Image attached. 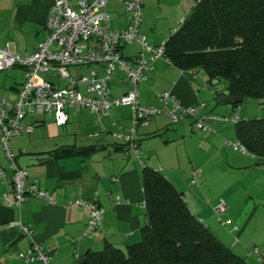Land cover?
I'll return each instance as SVG.
<instances>
[{
  "label": "crops",
  "instance_id": "0c3cea01",
  "mask_svg": "<svg viewBox=\"0 0 264 264\" xmlns=\"http://www.w3.org/2000/svg\"><path fill=\"white\" fill-rule=\"evenodd\" d=\"M155 1L142 0V6H145L142 9V19L146 30L142 31L139 26V31L149 43H156L166 37L169 32L165 33L162 27L165 20H178L185 16L195 0H161L164 5H158V10L153 11ZM51 2L52 0H0V13L10 21L12 29L19 30L24 22L28 28L35 29V43L31 46L33 50L41 39L36 42L38 30H41L42 37L45 34L44 20ZM110 2L106 9L110 13L111 26L124 27L127 15L122 1ZM151 12L158 17L150 18ZM147 30L150 31L148 35ZM3 45L22 56L15 48L10 47L8 40ZM137 50L138 45L134 42L121 44L119 48L121 55L127 58L134 56ZM27 52L25 49L24 54ZM43 74L55 79L50 73ZM144 75V79L138 83V99L143 104L160 106L154 92L167 90L184 103L195 104L203 100V111L223 114L231 112L235 107L231 103L222 102L218 105L220 111H215L208 99L212 96L216 100V91L206 81L205 75L202 73L198 76L195 73L192 76L186 69H180L162 57L151 60ZM16 84L14 81L8 84L9 90L7 94H3L10 100L15 98ZM127 88L128 82L124 74L115 66L109 78L110 94L119 95ZM67 115V121L60 125L43 114L27 117L26 121L36 120L34 128L25 134L28 136L25 140L19 144L13 143V148L19 146L17 151L10 148L18 155L49 154L62 146L71 148L69 154L24 166L36 184L52 194L54 202L48 203L39 197L27 196L19 206L8 205L1 194L11 192V175L7 159L5 158L6 167L0 162L5 169V175L0 177V264H41L38 260L18 256V250L29 245L31 238L21 232L17 221L23 223L30 230L32 238L42 244L48 255L47 264H76L87 250L98 249L104 242L123 247L138 240L139 224L143 219L139 179L143 164L158 168L182 192L190 211L222 243L244 257L249 264H264V166L261 165V158L223 142V138H229L228 125L231 122L211 120L212 131L202 133V138L194 135L198 139L199 156H192L188 164L179 165L180 158L176 148L182 144L186 152L187 146L185 141L175 143V150L172 152L169 137H181L188 132L199 131L186 117L171 123L162 112L152 114L145 126L136 127L137 156L134 155L133 159L122 153L123 149L113 148L124 142L111 135V131L124 132L130 127L128 105L110 106L108 114L101 118V124L84 107H73L70 112L67 111ZM71 115L75 120L70 124L68 122ZM231 128L234 136L233 124ZM71 130L76 133L68 135L72 133ZM77 134L90 135L88 137L94 140L82 141V136L78 139ZM161 135H165L164 139ZM83 144H93L94 149L85 155L72 151L73 146ZM138 146L152 148L154 154L151 155L152 151L139 154ZM218 155L220 157L217 158ZM195 166L199 168V174L195 176V182L190 183L191 168ZM245 169H250L249 174H242ZM250 175L253 182L248 179ZM77 196L94 199L102 207L99 229L84 233L87 212L70 201ZM219 199L226 203L221 214V218H228V222L224 224L216 218L213 210Z\"/></svg>",
  "mask_w": 264,
  "mask_h": 264
},
{
  "label": "built area",
  "instance_id": "2783aa9c",
  "mask_svg": "<svg viewBox=\"0 0 264 264\" xmlns=\"http://www.w3.org/2000/svg\"><path fill=\"white\" fill-rule=\"evenodd\" d=\"M107 1L52 0L44 20V37L33 50L20 56L7 45L0 46V70L13 66L22 69V80L16 84L15 98L10 100L0 95V147L7 159L12 186L11 192H3L1 198L8 205L19 206L27 196H36L48 203L55 201L52 194L39 187L26 168L17 163L10 149L9 140L13 135L31 132L34 128L36 120L26 121L27 117L43 114L60 125L67 121L68 107H84L101 124L100 120L108 114L110 106L128 105L130 127L124 132L111 131V135L121 138L135 156L136 127L145 126L152 114L162 112L171 123L186 117L203 134L213 130L211 120L234 123L240 118L238 106L229 115L203 111V100L195 104L184 103L167 90L154 92L160 106L141 103L138 83L144 79V71L150 67V61L162 57L170 63L164 54L166 37L149 43L139 31L142 0H121L127 23L124 27L113 28L106 9ZM183 19L184 16L177 20L178 25ZM131 42L138 45L137 52L132 57H123L119 51L121 44ZM69 66H72L71 71ZM115 66L128 82V88L119 95L109 92V78ZM186 70L195 75L194 69ZM42 73H50L55 79ZM223 142L240 151L246 150L237 139L223 138ZM198 174V167L191 168L189 182L194 183ZM4 175L5 169L0 165V177ZM70 201L87 212L84 233L100 228L102 207L94 199L77 196ZM225 207L222 199L213 207L216 218L222 224L228 222V218H221ZM16 223L21 232L31 238L29 245L18 250V256L47 264L48 255L42 244L32 238L30 230L23 223Z\"/></svg>",
  "mask_w": 264,
  "mask_h": 264
},
{
  "label": "trees",
  "instance_id": "16d2710c",
  "mask_svg": "<svg viewBox=\"0 0 264 264\" xmlns=\"http://www.w3.org/2000/svg\"><path fill=\"white\" fill-rule=\"evenodd\" d=\"M164 54L180 69L201 68L210 85L217 78L228 94L241 97L239 102L258 99L260 115L232 124L234 138L263 160L264 0H195L182 23L166 36ZM93 149V144L72 147L81 155ZM139 179V239L123 247L104 242L76 264H249L190 211L182 192L158 168L143 164Z\"/></svg>",
  "mask_w": 264,
  "mask_h": 264
},
{
  "label": "rangeland",
  "instance_id": "374dc122",
  "mask_svg": "<svg viewBox=\"0 0 264 264\" xmlns=\"http://www.w3.org/2000/svg\"><path fill=\"white\" fill-rule=\"evenodd\" d=\"M150 1H153V0H150ZM110 0L107 1V4H106V7H109L110 6ZM159 3V4H158ZM160 6L162 7L164 4L162 3L161 0H159L157 2V0L154 2V10H156L157 6ZM144 5L142 6V9H144ZM149 9L151 10V8L149 7ZM158 10V9H157ZM153 13L151 12L150 13V18L153 19V17H158L157 14H155L154 16L152 15ZM160 14V13H158ZM142 17H143V14H142ZM141 25H140V29L142 31H145L146 30V26H145V21L144 19L141 20ZM159 21H163L162 19H159ZM11 23L8 19L4 18L3 17V14L0 13V46L4 44L5 41L8 40V42L10 43V47H13L15 48L16 51H18L21 55L24 54V51L25 49L30 52L32 50L31 46H32V43H35V40H34V37H35V29L33 30V28H28L27 27V23H23L21 26H20V29L17 30V28L15 29H12L11 27ZM178 26V22H177V19H166L164 24H163V28H164V31H166L165 33H168V32H171V30L174 28H176ZM150 33V31L147 30V35ZM38 37L35 38L36 39V42L42 37V33H41V30L39 29L38 32ZM44 34V33H43ZM149 38V37H148ZM97 66V65H96ZM69 70L71 71L72 69V66H69L68 67ZM196 74H198V76H200V74L203 73V70L201 68H196L195 70ZM43 74V73H42ZM45 75V74H43ZM46 76V75H45ZM22 79V71L20 69V67L18 66H13V67H10V68H7V69H4V70H0V95H3V94H7V86L8 84H11L14 83L16 84L18 81H20ZM82 85V84H81ZM80 85V86H81ZM209 97V96H208ZM208 102H209V105L212 106V108L216 111H220L219 108H218V105H220L221 103L217 102L215 100V98H213L212 96L209 97L208 99ZM229 104V103H228ZM73 107H68L67 108V111H71ZM237 111H238V114L240 117H246V118H251V117H255V116H258L262 113V109L258 103V99L257 98H254V97H245L241 102H239L238 104V107H237ZM232 112V111H231ZM231 112L227 113V112H223V114H230ZM74 117L73 115L70 116V120L68 123H73L74 122ZM69 125V124H68ZM228 128L229 129V132H228V136L229 138L231 139H235L234 136H233V133L231 132L232 131V124L228 125ZM67 131H70L69 129ZM71 134H68V135H73L74 132L73 130H71ZM26 133H20L18 135H15L13 136L10 141H9V144H10V148L17 151L18 148H13V143H17L19 144L22 140H25L28 136L25 135ZM187 135H190L189 137H187ZM194 135L198 136L199 138H202L203 137V134L202 132L200 131H191V132H188L185 134V136H181V137H169V140L168 142L170 143L171 142V147L170 150H172V152H174V144L175 143H179L181 144L182 142H184V144L187 146L186 148V152L183 148V145H179V147L176 148V151H178L179 153V165H183V164H188L189 160L192 159L191 157L194 156V157H198L199 156V152H198V149H197V143H198V139L196 137H194ZM80 136H82V141H85V140H94L93 138H89L88 136L90 135H80V134H77V138L78 139H81ZM227 137V136H226ZM179 140V141H178ZM178 141V142H177ZM229 146V145H228ZM231 146V145H230ZM101 151V150H99ZM138 151H139V154H145V153H149L152 151V154H154L153 152V149L152 148H144L142 146H138ZM125 153V154H128L131 158H135L134 157V154L129 151V150H126V151H122V153ZM207 154V152H205ZM220 157V155L217 156V158ZM148 161H151V160H148ZM0 162L2 164H4L3 166L6 167V159L3 155V151L0 147ZM262 166H264V160H262ZM234 172V171H232ZM250 172V169H245L242 174H249ZM250 178V181L253 182V179L250 175V177H248V179Z\"/></svg>",
  "mask_w": 264,
  "mask_h": 264
},
{
  "label": "water",
  "instance_id": "95a60500",
  "mask_svg": "<svg viewBox=\"0 0 264 264\" xmlns=\"http://www.w3.org/2000/svg\"><path fill=\"white\" fill-rule=\"evenodd\" d=\"M210 83L213 85L214 90L219 92V95L216 97L217 102H228V103H236L241 100L240 96H232L228 94V90L224 87V84L219 81L217 78H212ZM165 135H161V138L164 139ZM115 149H123L126 151L128 149L127 145H114ZM71 152V148L69 146H62L57 149H54L47 153H39V154H30L24 153L17 156V163L21 166H28L31 164L42 163L47 161L50 157H60L62 155L69 154ZM84 259V257L79 258L78 263H80Z\"/></svg>",
  "mask_w": 264,
  "mask_h": 264
}]
</instances>
